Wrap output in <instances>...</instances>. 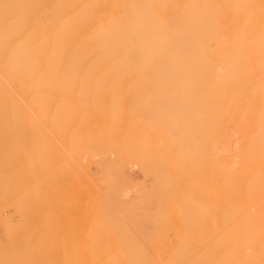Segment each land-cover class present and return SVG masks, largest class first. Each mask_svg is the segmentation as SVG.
I'll list each match as a JSON object with an SVG mask.
<instances>
[{
    "label": "bare ground",
    "instance_id": "1",
    "mask_svg": "<svg viewBox=\"0 0 264 264\" xmlns=\"http://www.w3.org/2000/svg\"><path fill=\"white\" fill-rule=\"evenodd\" d=\"M263 64L264 0H0V197L12 173L1 137L9 106L36 121V162L27 174L33 180L85 172L79 157L89 150L110 153L118 164L176 167L165 172L207 182L225 173L229 105L240 101L241 123L257 125L254 135L245 125L238 153L247 191L241 264H264V93L237 90L251 77L241 70ZM152 80L160 82V99L139 97ZM95 117L104 126L93 133ZM24 173L21 162L17 175ZM194 187L180 193L177 264L227 263L228 234H215L207 221L216 214L203 212L201 202L221 197L215 192L223 187ZM118 209L116 218L129 217ZM60 217L55 213L54 225ZM126 233L108 264H167L142 260Z\"/></svg>",
    "mask_w": 264,
    "mask_h": 264
},
{
    "label": "rangeland",
    "instance_id": "2",
    "mask_svg": "<svg viewBox=\"0 0 264 264\" xmlns=\"http://www.w3.org/2000/svg\"><path fill=\"white\" fill-rule=\"evenodd\" d=\"M8 7L2 9L8 13ZM241 73L252 80L242 83L237 88L239 92L264 93V64L245 68ZM159 83L150 81L143 87L147 92L139 97L159 100V93H155ZM240 109V101L235 107L229 105L228 161L223 167L225 173L207 178L210 181L181 179L177 173L165 172L176 167L160 163H114L110 153L105 157L88 150L79 157L85 172L72 168L65 178L52 182L28 177L29 168L36 162V121L33 115L19 114L14 105L9 106L1 137L6 142L12 173L0 197V218L5 222L0 227V264H108L116 257L119 234L125 231L128 242L145 253L142 260L157 257L167 264H177L184 228L185 200L180 193L193 186H198L192 189L195 193H210L212 186L223 187L215 192L221 197H201L203 212L216 214L207 221L215 224V234H228L230 256L224 264H241L240 234L246 225L247 191L246 170L238 153L241 142L246 140L243 138L248 136L246 129L247 134L254 135L257 125L241 123ZM103 126L99 117L92 119L93 133L103 130ZM73 129L74 126L71 132ZM109 132L105 133L108 141ZM122 134L123 131L120 139ZM155 138L161 145L160 132L156 131ZM21 162L25 173L19 177L17 167ZM118 205L129 217H115L120 211ZM55 213L61 214L57 225L53 223ZM62 241L65 248L60 246Z\"/></svg>",
    "mask_w": 264,
    "mask_h": 264
}]
</instances>
